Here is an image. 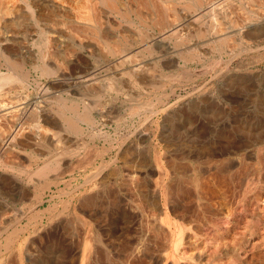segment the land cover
Listing matches in <instances>:
<instances>
[{"label": "rangeland", "instance_id": "rangeland-1", "mask_svg": "<svg viewBox=\"0 0 264 264\" xmlns=\"http://www.w3.org/2000/svg\"><path fill=\"white\" fill-rule=\"evenodd\" d=\"M176 1L178 2V0ZM204 1L206 2L209 0H201L202 6H204L203 4H205ZM217 1L219 2V0ZM243 1L229 0L226 4L220 5V9L215 11L214 14L211 13L214 16L209 14L210 12L205 13L202 9V12L205 13V15H203V13L199 11V8H197L199 14L194 15V11L189 13L190 16L185 19L186 21L184 20V22H186V25L183 28L184 31L182 29L178 32V34H176L177 32L171 33L168 30L167 25L163 27V29L167 31L166 32L165 30H162V28H158L157 24V27L154 24L148 25L147 31H144L145 24L140 20H133L132 18L126 20H121L118 18V20H120L118 21L120 22V24L116 23L114 25L107 23L108 25L106 24L105 29L109 33H114L113 35L115 36L117 35L119 39L116 37L114 38L116 40L115 41L112 38H109L107 39V41L109 42L108 43L104 38L101 37L99 33H95L93 35L95 37H93V41H95L94 43H96L97 49L100 48V50L98 49V51L107 53V55H110L108 58L112 59L111 57H113L114 60V58L116 57L115 54L117 53L116 50L119 49L118 47H120L122 45V41H124L126 42L125 46L130 50V54L135 53V55L132 54V57H130V59L132 58L131 62L130 59H128L118 67H116V65H113L112 68V64H109L108 68L107 65L103 66L105 67V71L101 70L102 68L99 67V64L102 61V58L99 54L96 53L94 56L91 55L87 57V64L82 61L77 62L78 67L81 68L80 71H77L76 68L77 72H71L68 67H66L67 65L59 57H57L59 60L58 63H60V69L62 72L64 71V75L62 76L60 74L56 77L53 75L46 77L44 75L39 76L38 72H33L31 74V79L25 81L20 80L19 78H16L14 80L9 79L7 81H0V85H2L3 90L7 89L8 87L10 89H18V91H20L21 93L23 92L22 95L26 97L24 98V100H21L23 101V103L20 104L24 106H22L21 109L15 111H19L18 114L21 116V118L25 117L24 119H21L18 114H15V112L9 115H3L0 112V116L2 118H0V134H3L0 135V224H2L0 225V229L5 228L4 230H0V249H2V251L0 250V264H14L13 262H15L16 264H138V262L139 264H264V175L262 176V173L264 171V0H247V2ZM179 2L181 3L182 1L179 0ZM188 2L190 3V7L192 4L193 6H196L197 3L196 0H188ZM237 2L239 3V5ZM254 2L258 3L255 4ZM230 3H232L233 6ZM251 3L253 5H251ZM240 5H242V8L244 6V8H238V6ZM223 6L224 9L226 7H230L229 9L232 10L233 8V10L236 11L234 14L238 13L237 15L241 17L239 18V21L238 16L234 15L233 11H230L229 9H225V11L223 9ZM248 6L255 7L252 9ZM258 6L260 9L258 11L261 12L257 11ZM190 7V10L194 9V7ZM245 7H248L249 9H246ZM256 7L257 9H255ZM221 9L223 12H221ZM227 10H229L230 13ZM241 10H243L242 13H247L241 15ZM253 10L255 11L253 12ZM217 12L218 15H216ZM225 12L228 13L226 14ZM222 13L225 17L224 20H227V18L231 20L230 18H232L235 20V22L238 21L239 24L237 22V25L235 24L234 26L232 22H229L231 24H229L228 28L230 26L231 27L227 29V26L225 24L229 20L224 21L223 16L220 15ZM254 13L257 14L255 15ZM231 14L233 17H231ZM247 15H249L248 18L250 17L249 19L252 23H248L247 27L246 25L242 26L244 20L243 18L247 17ZM255 16L258 18L256 19ZM210 18L213 19L210 20ZM214 20L218 24L221 23L220 25L226 26L225 28L223 26V29L226 30L225 35L229 36L228 39L225 36V39L230 41L231 43H228L224 38L222 39V41H206V38L208 37L207 35H210L207 34V32H211V27L213 26L211 24L214 22ZM190 23L193 24L194 28L192 25L190 26ZM122 24L123 26H121ZM203 26L207 27L206 29L208 31ZM138 27H141L143 30ZM200 27H202L201 30ZM135 28L137 30L139 29L138 31L136 30L137 33H135L138 34L140 38H143L144 36V41L139 37H136V40H130L127 36L128 38L126 39V34L131 32L134 33ZM116 29L118 32L116 31ZM159 29L162 31L161 34ZM238 29H240V32L243 30L242 33H244V35H242V33H238ZM62 31L68 32V30L65 28L62 29ZM148 31L149 33L147 34H150L151 36L146 34V32ZM192 31L194 35L196 33L197 37L191 36L193 34ZM163 33L165 34L163 35ZM231 33L234 36H232ZM237 33L239 35H236ZM245 33H248L247 35H250L251 37H247ZM140 34H143L142 37ZM169 35L171 37H169ZM242 36L244 37L242 38ZM150 37H152L154 40L152 38L150 39ZM181 37L182 39H180ZM253 37L255 39L258 37L259 38L255 40L253 39ZM261 37L262 40H260ZM60 38L58 39V41H60V45H58L59 43L57 44V48L58 50H60L59 52L63 54V56L65 55V58L67 55L71 57L72 52H70L69 50L77 51L76 48H74L73 46L71 47L66 43L68 41V38L66 36L61 35ZM165 38L166 40L168 38V41L164 42L163 40H165ZM244 38H246V40H243ZM247 38L249 40H247ZM102 39L104 41H102ZM175 39L176 42L174 43ZM202 39L203 41H201ZM139 40L141 41L137 42ZM224 40L228 43L230 48L228 47V45L223 44L225 43ZM250 40L252 44H250ZM172 41L173 43H171ZM187 41H189L190 43ZM111 42H114L113 45H111ZM141 42H145L143 43L145 45V49L143 48L144 45ZM205 42L209 43L207 44ZM106 43L108 44L107 46ZM130 43L131 45H129ZM137 43H140L139 46ZM213 43L218 50L215 48ZM169 44L170 46H172L170 47ZM198 44L200 46L206 47L204 49L207 50H204L203 47H198ZM109 45H111V48H108ZM140 45L143 47H141ZM146 45L150 47L148 48ZM131 46H133L132 49H130ZM178 46H181V48H179ZM225 46H227L228 48ZM49 47L51 46H47V48ZM62 47L64 48V50ZM138 47H141V49L139 48L137 50ZM197 47L198 49H200L199 51ZM220 47H222V49ZM106 48L109 50L108 52L106 51ZM146 48H148L147 51ZM110 49H113L115 52H112L113 50L111 51ZM47 50L49 53L54 51L53 46L51 47V49L49 48ZM178 53L180 54V56ZM111 54L113 55L111 56ZM188 54L192 55L188 56ZM210 55H213L214 57H211ZM174 56L175 58H173ZM194 56H197L198 58H195ZM96 57L98 58V61L97 59L95 60ZM188 57L189 59H191L189 60ZM157 59L158 61H155ZM181 61H184V64L181 63ZM164 63L166 64L165 67ZM80 64L82 65V67H84V69H82ZM134 66L135 68H133ZM87 69H95V71L101 70L100 73H96L97 76L92 79L94 80V83L92 84L93 81H90L91 87H89L90 83H87L88 81L86 82V80H83L85 77L80 78L81 81L80 79H76L77 75H80L82 73L85 74L87 72ZM128 69L130 70V72L128 71ZM103 71L105 73H103ZM116 72L120 73L117 74ZM132 72H136L138 73V75H135V73L132 74ZM108 73L109 75H106ZM167 73H170L171 75ZM112 74L114 75V77ZM66 75L69 78H67ZM71 75H73V77ZM129 76L130 78H128ZM95 79H97V82H102H100L96 86ZM136 79L138 81H136ZM35 80L38 82H36ZM106 80L110 81V83ZM119 80L121 81V84ZM104 82L107 83L104 84ZM137 82L138 84H136ZM13 83H16V85L12 86ZM118 83L120 84V86ZM84 84H86V86ZM132 84L134 86L136 84L137 87H133ZM6 85L7 87L5 88ZM111 85H114V87ZM109 87H113V89L111 88L110 90L108 89ZM2 89L1 91H3ZM66 89L68 90V92H65L67 91ZM97 89H102L106 94L104 92V94H101V91L99 92ZM107 90H109V93ZM88 91H90L91 93H87ZM86 95H89V97ZM103 95L107 96L104 97ZM63 96L65 97L64 101L62 100L64 99ZM28 98H30V100ZM55 98H60L58 99L59 103L57 100H55ZM66 99L71 101L70 103H73L70 104ZM54 101L57 102L55 103ZM152 101L154 105L152 104ZM84 102L85 104L87 102L91 105H94V107L93 105L92 107H90L91 109H87L88 115L93 120H91V123H88L85 120L82 121L81 116L84 111L82 110L84 109ZM96 103L97 107L100 110L95 107ZM147 103L148 105H146ZM33 104L37 105L34 106ZM32 105L38 108L36 112H34V108H32ZM134 105L137 106V109H135L136 106ZM46 106L48 107L46 108ZM61 106H63V108H61ZM41 108H45L46 110H48L46 111L44 109L45 111H42ZM61 109H66L65 111H63V114H65L64 117L62 116L63 114ZM39 111L44 112L43 115L42 112L41 114H39ZM51 111L54 114H57V112L54 111H58V113H60V116L62 117L56 114L54 115ZM94 112H96V114ZM23 113L26 114L24 115ZM45 113L50 115L49 118ZM77 114L80 116H77ZM41 115L46 121H44L43 118L41 119ZM55 117L56 120H54ZM10 118H14L13 120L16 119L17 121H13ZM65 118H67L68 121L74 118L73 121L75 123H73L75 127H71L70 125H68ZM106 118L109 119V122ZM35 119H37V123L36 121H34ZM11 121L13 122V124H11ZM23 123L27 125H24ZM32 124H34V127ZM61 124H63V126ZM41 125L43 127H41ZM79 126L81 127V130H77V128L80 129ZM14 127H16V129ZM21 128H23L22 131L20 130ZM64 128H67V130ZM14 129L17 132L20 130L21 134L13 132ZM31 129L34 130L31 132ZM55 129L60 130V134L62 136L53 135L52 131H56ZM4 131L6 132L3 133ZM41 131L43 132L41 133ZM11 133L13 134V136ZM5 134H8V136L4 138ZM30 134L32 136H30ZM57 134H59V132H57ZM44 135H46V137ZM2 138H4V140ZM60 138L62 139V141H60ZM67 138L70 139L68 140ZM49 139L50 141H48ZM43 140L45 145L43 143ZM51 140H57L56 142L58 143H53ZM72 140L77 141L78 144L76 142L71 143ZM38 141L39 143L41 141L40 146L42 145V148L39 146V144H36ZM48 142L49 145L47 144ZM61 142L62 144L67 142L68 147H66L67 143L65 144L64 148L62 147V145L61 147H58L60 146ZM50 144L51 147L48 148ZM70 144L73 146H70ZM52 145L55 148H52ZM74 145L76 148L74 147ZM65 147L68 148L67 151ZM224 147L227 149H224ZM123 149L124 152L122 151ZM221 149L224 154L222 153ZM58 150H60L59 155ZM55 151L57 152V154L55 153ZM118 152L119 154H117ZM34 153L36 157H33ZM61 153L63 154L61 155ZM201 153H204V155H202ZM225 153L234 158L235 163L232 167L233 169L230 168L227 172H225L227 173L225 174L227 175V177L224 179L221 177L222 174H220L219 170L217 169V165L222 159L227 157ZM233 153L235 154L232 155ZM199 154H201V156ZM56 155H58L57 159ZM229 156L227 158H229ZM221 157L223 158L220 159ZM16 159H18L19 162L18 160L16 161ZM88 159L89 161L87 162ZM109 159L112 161H110ZM203 159L206 160L204 161ZM49 160L51 161L49 162ZM212 160L214 162H212ZM10 161L12 162L10 163ZM104 162L111 165H108V167L105 169H101L105 164ZM60 163L63 167L60 165ZM68 163L69 165H67ZM42 165H46L43 171ZM94 165L97 169H95ZM37 167L39 168L37 169ZM202 167H204L203 170ZM46 168L49 171H47ZM61 168H63V171ZM236 168L241 170L242 172L238 171ZM56 169L59 172H56ZM92 170L93 172L96 170L94 173V177L99 178V181H97V178L95 179L93 176H90ZM109 170L112 172V174ZM36 171H39V173H37ZM106 171H108L110 175ZM250 171L252 174L250 173ZM259 171H261V173H259ZM228 172L231 178L228 175ZM233 172L235 173L232 174ZM52 173H55L56 175H52ZM39 174H41L42 177H39ZM88 174L92 178V180L94 178L93 181L90 180L91 178L89 176H87ZM98 175H100V177ZM103 175L105 177H103ZM240 175H242L243 177L241 176V178ZM173 177H175V179L177 178L178 180H175ZM46 178L48 180H46ZM194 178H196V180ZM37 179H41L42 181H37ZM83 179L84 181H82ZM51 180H53V182ZM46 181L47 183H45ZM87 181L89 182V184H87ZM64 183L66 185H62ZM245 185H250V189ZM70 186L72 188L74 187V191ZM58 187H63V189H60ZM89 187H94V189H89ZM172 188H174V190ZM254 189L257 190L255 191ZM90 190L92 191L90 192ZM181 190H185L186 194H184V191L182 192ZM247 190L249 192H247ZM81 191L83 193H81ZM199 192L201 195L199 194ZM187 193H190L191 196L189 194L188 196ZM244 193L245 195H241ZM194 194L196 197L199 195L200 198H195ZM165 197L169 199H167L166 201ZM230 199L231 201H229ZM238 199L240 201H238ZM82 200L88 203L85 204V202H83ZM156 201L159 207L160 216H168L172 221L179 220L178 222L180 223H185V221H188L184 225L183 223L181 224L185 230L186 228L187 230L189 229L188 233H190L189 236H185V238H182V242L177 245V249L175 251L177 252V254L175 258H179L178 260L174 259V256L169 253L171 247L169 246V232L165 227L166 224H164L159 218H154V221H152V216L149 215L155 205L153 204V202L155 203ZM206 201H210L211 203L208 204V202ZM30 202L31 204H29ZM63 202L66 205H64ZM206 203L212 207H214V204L215 208H217L218 206V213H209L210 211L205 206ZM221 204H223L225 207ZM170 205L173 206L174 210L171 209ZM63 206L65 207L63 208ZM43 207H45V209H41ZM87 207L89 208V210ZM161 208L164 211L166 210V212H163ZM180 208L188 213H186V216L184 218L179 217L178 213L181 211ZM36 211L37 214H34L36 213ZM49 211L54 215H51ZM224 211L230 214L228 218L226 217L227 219L223 218V216H225ZM44 213H46V217ZM48 213L49 217H52L53 219L48 217ZM251 214H253L254 216H251ZM172 215L174 218L172 217ZM83 216H85V219ZM175 216L177 219L175 218ZM47 217L49 218V220ZM86 218H89V220L91 221L86 220ZM180 218L182 219V221L180 220ZM148 220H150V222H148ZM34 221L37 223L35 224ZM196 221L199 223L197 224ZM30 223H33L34 225L32 224V226ZM20 227L21 229H19ZM22 227H24L25 229L28 227V230H25L24 228L22 229ZM232 228H234V230H232ZM6 229H8L6 234H13L12 236L9 235L11 236L9 237V239L11 238V245L8 250L4 249L2 246L5 240V237L3 238V236H8L4 232ZM16 229H18L19 231ZM38 233L40 234L38 235ZM240 233L242 235H240ZM221 234H223L225 240L223 239ZM16 235H18L19 237ZM224 241H226L227 244L224 243ZM161 244L165 246V249H168L169 247L170 248L167 251L165 250L159 252L157 248H159V245ZM228 244L230 247L228 246ZM12 246L13 249H11ZM142 246L144 248L146 247L147 250L149 249V252L147 251V253H145L148 255L140 252ZM226 246L228 247L226 248ZM235 246H237V250ZM230 249H233V251ZM2 252H4V254ZM166 253L168 254L167 256ZM27 254L29 255L27 256ZM162 255L164 256L162 257ZM170 255H172L173 258ZM8 257H11V260L9 259L10 263L6 260ZM12 257H15L14 260ZM195 258L196 261L194 262ZM219 258L221 259L220 261L222 263L218 262ZM148 261L149 263H147ZM208 261L213 262L210 263Z\"/></svg>", "mask_w": 264, "mask_h": 264}, {"label": "bare ground", "instance_id": "bare-ground-1", "mask_svg": "<svg viewBox=\"0 0 264 264\" xmlns=\"http://www.w3.org/2000/svg\"><path fill=\"white\" fill-rule=\"evenodd\" d=\"M182 2L181 3H183V4H181L180 2H179V0H178V2L176 1V0H0V81H7V80H9V79H16V78H19L20 80H23V81H25V80H28V79H31V74L33 73V72H38L39 73V76H51V75H53V76H59L60 74H61V76L62 75H64V71L62 72L61 71V69H60V63H58V58L57 57H59L67 66L66 67H68V69L71 71V72H77V71H80V67H78V65H77V62L79 61V62H85L86 64L88 63V61H87V57H89V56H91V55H95L96 53L97 54H99L100 55V57L102 58V61L100 62V64H99V67H101L102 69L101 70H104L105 71V67H103V66H105V65H107V68H108V65L109 64H112V68H113V65H116V67H118V66H121L124 62H126L128 59H130V57H132L131 55L133 54H130V50L125 46L126 45V42H124V41H122V45L120 46V47H118L119 49H117L116 50V54H115V58H114V60H113V57H111L112 59H109L108 57L110 56V55H107V53H105V52H102V51H98V49L100 50V48H98L97 49V46H96V43H94L95 41H93V39L95 38L93 35L95 34V33H99L100 35H101V37L102 38H104L105 39V41L106 42H108L107 41V39H109V38H112L113 40H115L114 38H116L117 37V35L115 36V35H113V34H111V33H109L106 29H105V26H106V24L107 23H109V24H116V23H119L120 24V22H118V21H120V20H118V18L119 19H130V18H132L133 20L134 19H137V20H140L142 23H144L145 25H144V27H145V29H144V31L146 30L147 31V27H148V25H151V24H154V25H158V28H162V30H165V29H163V27L165 26V25H167L168 27V30L171 32V33H174V32H177L176 34H178V32L179 31H181L184 27H185V25H186V22H184V20L185 19H187L190 15H189V13H191L192 11H194L193 12V14L194 15H197V14H199V12L197 11V8H199V11H201V13H203V15H205V13L207 12H210L209 14H211V13H213L214 14V12L215 11H217V10H219L220 9V5H224V4H226L229 0H219V2L217 1V0H209V1H204L205 2V4H203L204 6H202L201 5V0H196V6L194 7L193 6V4L191 5V7L193 6L194 7V9H192V10H190L189 9V7H190V3L188 2V0H181ZM189 1H191V0H189ZM203 1V0H202ZM243 1V0H242ZM245 2H247V0H244ZM243 1V2H244ZM253 1H255V0H253ZM259 1V0H258ZM261 1V0H260ZM194 2V1H193ZM192 2V3H193ZM203 2V3H204ZM242 2V3H243ZM248 2H250V1H248ZM263 2V1H262ZM233 3V2H232ZM232 3H230V4H232ZM238 3V2H237ZM255 3V2H254ZM256 3H258V2H256ZM255 3V4H256ZM195 4V3H194ZM244 4V3H243ZM261 4V3H260ZM237 5V4H236ZM238 5H239V3H238ZM251 5H253L252 3H251ZM259 5V4H258ZM232 6H233V4H232ZM260 6V5H259ZM259 6H258V9H257V7L255 8V9H257V11L258 10H260L259 9ZM190 7V8H191ZM192 7V8H193ZM234 7H236V6H234ZM239 7H241L242 8V5H240V6H238V8ZM249 7V6H248ZM247 7V8H248ZM255 7V6H254ZM254 7H249V8H254ZM261 7V6H260ZM230 8V7H229ZM229 8H225V9H229ZM243 8H244V6H243ZM242 8V9H243ZM246 8V7H245ZM246 8V9H247ZM248 8V9H249ZM264 8V7H263ZM202 9L204 10V12H202ZM223 9H224V6H223ZM224 9V10H225ZM245 9V10H246ZM230 10V9H229ZM229 10H227V11H229ZM240 10V9H239ZM244 10V11H245ZM264 10V9H263ZM190 11V12H189ZM226 11V10H225ZM230 11H233V14L236 12L235 10H233V8H232V10H230ZM230 11H229V13H230ZM242 11L243 10H241L240 12L242 13ZM249 11V10H248ZM251 11V10H250ZM255 10H253V12H254ZM220 12V11H219ZM221 12H223L222 11V9H221ZM252 12V13H253ZM258 12H261V11H258ZM226 13V12H225ZM228 13V12H227ZM226 13V14H227ZM232 13V12H231ZM247 13V12H246ZM246 13H242L241 15H244V14H246ZM250 13V12H249ZM238 14V13H237ZM237 14H234V15H236V16H238ZM251 14V13H250ZM255 15L257 14V13H254ZM253 14V15H254ZM264 14V13H263ZM207 15V14H206ZM212 15V14H211ZM216 15H218V12H217V14ZM221 16H223V13L222 14H220ZM219 15V16H220ZM212 16H214V15H212ZM220 16V17H221ZM248 16L249 15H247V17H245V18H243L244 20H243V24L242 23H240V24H242V26L243 25H246V27H247V24L248 23H252V22H250V17L248 18ZM259 16V15H258ZM201 17V16H200ZM210 17V16H209ZM231 17H233L232 16V14H231ZM243 17V16H242ZM256 17V16H255ZM260 17V16H259ZM193 18V17H192ZM191 18V19H192ZM196 18V17H195ZM199 18V17H198ZM202 18V17H201ZM222 18V17H221ZM221 18H220V20H221ZM224 16H223V20H224ZM230 18V17H229ZM239 18H241L240 16H238V21H239ZM258 17H256V19H257ZM131 19V20H132ZM205 19V18H204ZM203 19V20H204ZM207 19H209V18H207ZM206 19V20H207ZM213 19V18H212ZM211 18H210V20H212ZM215 19V18H214ZM219 19V18H218ZM231 20H229L228 18H227V20H229L225 25L227 26V29H229L228 28V26H229V24H231V23H229V22H232L233 24H234V26H235V24L237 25V22L238 21H236L235 22V20L234 19H232V18H230ZM236 19V18H235ZM197 20V19H196ZM200 20V19H199ZM198 20V21H199ZM216 20H217V18H216ZM227 20H224V21H227ZM186 21V20H185ZM191 21V20H190ZM124 22V21H123ZM126 22H128V21H126ZM132 22V21H131ZM137 22V21H136ZM211 22V21H210ZM209 22V23H210ZM215 22V23H214ZM214 22L211 24V25H213L211 28V32L209 33V32H207V34H210V35H207L208 37L206 38V41H218V40H221L222 41V39L224 38L225 39V34H226V30L225 29H223V26H224V28L226 27L225 25H220V24H218L217 22H218V20H217V22L214 20ZM222 22V21H221ZM235 22V23H234ZM254 22V21H253ZM260 22V21H259ZM98 23H99V25H98ZM193 23H194V21H193ZM202 24V23H201ZM238 24H239V22H238ZM255 24V23H254ZM256 24H257V22H256ZM108 25V24H107ZM157 25H156V27H157ZM188 25V24H187ZM193 26V24H191L190 23V26ZM203 25V24H202ZM260 25V24H259ZM258 25V26H259ZM121 26H123V24L121 25ZM130 26V25H129ZM139 26V25H138ZM205 26H207V25H205ZM205 26H203V27H205ZM208 26H209V24H208ZM241 26V27H242ZM249 26V25H248ZM252 26H253V24H252ZM115 27V26H114ZM187 27V26H186ZM199 27V26H198ZM240 27V28H241ZM67 29L68 30V32H63L62 31V29ZM120 28V27H119ZM122 28V27H121ZM137 28V27H136ZM134 29L135 31H134V33H128V34H126V39L129 37V39L131 40H136V37L138 38L139 37V35L138 34H136L137 32H136V30L137 29ZM138 28H141V27H138ZM142 28H143V26H142ZM141 28V29H142ZM150 28V27H149ZM153 28V27H152ZM158 28H156V29H158ZM193 28H194V26H193ZM201 28L202 27H200V30H201ZM207 27H205V29H206ZM234 28V27H233ZM238 28V27H237ZM245 28V27H244ZM110 29V28H109ZM151 29V28H150ZM149 29V30H150ZM159 29V30H160ZM187 29H189V28H187ZM195 29H196V25H195ZM122 30V29H121ZM139 30V29H138ZM137 30V31H138ZM143 30V29H142ZM207 30V29H206ZM116 31H117V29H116ZM151 31V30H150ZM154 31V30H153ZM166 31V30H165ZM183 31H184V29H183ZM182 31V32H183ZM191 31V30H190ZM195 31V30H194ZM208 31V30H207ZM238 33H242V31L240 32V29H238ZM248 31V30H247ZM254 31V30H253ZM252 31V32H253ZM118 32V31H117ZM120 32V31H119ZM123 32V31H122ZM136 32V33H135ZM141 32V31H140ZM152 32V31H151ZM159 32V31H158ZM161 30H160V34H161ZM167 32V31H166ZM185 32H187V31H185ZM237 32V31H236ZM263 32V31H262ZM116 33V32H115ZM143 33V32H142ZM147 33H149V31L148 32H146V34ZM157 33V32H156ZM192 33H193V31H192ZM198 33V32H197ZM236 34V35H239V34ZM264 33V32H263ZM262 33V34H263ZM144 34V33H143ZM143 34H140L141 35V37H142V35ZM146 34H145V36H146ZM165 33H163V35H164ZM169 34V33H168ZM188 34V33H187ZM202 34V33H201ZM248 33H245V35L247 36V37H249L248 35H247ZM61 35H64V36H66L67 38H68V41L66 42L69 46H73L74 48H76V50L77 51H71V50H69L70 52H72L71 53V57H69L68 55L66 56V58H65V55L63 56V54H61L59 51L60 50H58V48H57V44L60 42V41H58V39L60 38V36ZM119 35V34H118ZM124 35V34H123ZM147 35H149V36H151L150 34H147ZM163 35H161V36H163ZM189 35V34H188ZM200 35V34H199ZM231 35H232V33H231ZM242 35H244V33H242ZM260 35V34H259ZM128 36V37H127ZM155 36V35H154ZM153 36V37H154ZM168 36V35H167ZM178 36V35H177ZM184 36V35H183ZM190 36V35H189ZM189 36H188V38H189ZM191 36H196V33H195V35H194V33L191 35ZM228 36L229 35H227L226 37H227V39H228ZM232 36H234V35H232ZM264 36V35H263ZM63 37V36H62ZM94 37V38H93ZM148 37V36H147ZM159 37V36H158ZM164 37H166V36H164ZM169 37H171L170 35H169ZM197 37V36H196ZM201 37H202V35H201ZM231 37V36H230ZM241 37V36H240ZM244 36H242V38H243ZM251 37V36H250ZM65 38V37H64ZM75 38V39H74ZM118 38V37H117ZM140 38V37H139ZM143 38H144V36H143ZM143 38H140V39H142L143 41H144V39ZM152 37H150V39H151ZM155 38V37H154ZM172 38H173V36H172ZM175 38V37H174ZM184 38H186V37H184ZM183 38V39H184ZM259 38V37H258ZM258 38H256V39H258ZM61 39V38H60ZM119 39V38H118ZM117 39V40H118ZM125 39V40H126ZM128 39V40H129ZM150 39H149V41H150ZM153 39V38H152ZM157 39H159V38H157ZM161 39V38H160ZM179 39V38H178ZM180 39H182V37L180 38ZM179 39V40H180ZM194 39V38H193ZM192 39V40H193ZM229 39H231V38H229ZM240 39V38H239ZM253 39H255L254 37H253ZM255 39V40H256ZM263 39H264V37H263ZM67 40V39H66ZM129 40V41H130ZM138 40V39H137ZM154 40V39H153ZM191 40V39H190ZM226 40V39H225ZM224 40V41H225ZM243 40H246V38H244ZM247 40H249L248 38H247ZM260 40H262V37H261V39ZM30 41H31V43H30ZM58 41V42H57ZM102 41H104L103 39H102ZM116 41V40H115ZM119 41V40H118ZM141 40H139V41H137V42H140ZM146 41H148V40H146ZM161 41V40H160ZM164 42H166V41H168V38H167V40H166V38H165V40H163ZM162 41V42H163ZM181 41V40H180ZM201 41H203V39L201 40ZM223 41V42H224ZM228 43L230 42V41H228V40H226ZM225 41V43H223L224 45L226 44V45H228V43ZM241 41V40H240ZM62 42V41H61ZM131 42V41H130ZM157 42V41H156ZM156 42H153V43H156ZM176 42V39L174 40V43ZM187 42H189V41H187ZM192 42V41H191ZM104 43V42H103ZM109 43V42H108ZM112 43V42H111ZM114 43V42H113ZM113 43L111 44V45H113ZM142 43V42H141ZM143 43H145V42H143ZM142 43V44H143ZM151 43H152V40H151ZM171 43H173V41L171 42ZM190 43V42H189ZM194 43V42H193ZM205 43H207V42H205ZM209 43V42H208ZM207 43V44H208ZM231 43V42H230ZM247 43H249V42H247ZM66 44V45H67ZM105 44V43H104ZM117 44V43H116ZM115 44V45H116ZM119 44H120V42H119ZM138 44V43H137ZM140 44V43H139ZM139 44H138V46H139ZM161 44V43H160ZM163 44V43H162ZM250 44H252V42H251V40H250ZM254 44V43H253ZM58 45H60V43L58 44ZM64 45V44H63ZM65 45V46H66ZM67 45V46H68ZM108 44L106 43V46H107ZM111 45H109V47L108 48H111L110 46ZM129 45H131V43L129 44ZM134 45V44H133ZM144 45V44H143ZM149 45H153V44H149ZM180 45V44H179ZM182 45V44H181ZM199 45V44H198ZM197 45V46H198ZM210 45H212V44H210ZM213 45H214V43H213ZM47 46H53V50L55 49V47H56V49L54 50V51H52V52H48V50L47 49H51V47H49V48H47ZM55 46V47H54ZM104 46V45H103ZM119 46V45H118ZM141 46V45H140ZM147 46V45H146ZM169 46H170V44H169ZM172 46V45H171ZM170 46V47H171ZM177 46V45H176ZM194 46V45H193ZM205 46V45H204ZM215 46V45H214ZM222 46V45H221ZM59 47V46H58ZM132 47L133 46H131L130 47V49H132ZM141 47H143V46H141ZM141 47H138L137 48V50L140 48L141 49ZM148 47V46H147ZM150 47V46H149ZM148 47V48H149ZM153 47V46H152ZM179 47V46H178ZM189 47V46H188ZM198 47H203V46H198ZM198 47H197V49H198ZM225 47H227V46H225ZM228 47L230 48V46L228 45ZM227 47V48H228ZM63 48V47H62ZM66 48V47H65ZM144 49H145V45H144V47H143ZM148 48H146V51H147V49ZM179 48H181V46L179 47ZM204 48H206V47H203V49ZM215 48H216V46H215ZM221 49H222V47H220ZM67 49V48H66ZM65 49V50H66ZM71 49V48H70ZM73 49V48H72ZM188 49V48H187ZM193 49V48H192ZM202 49V48H201ZM202 49V50H203ZM213 49V48H212ZM217 49V48H216ZM225 49V48H224ZM63 50H64V48H63ZM111 50V49H110ZM113 50V49H112ZM111 50V51H112ZM136 50V51H137ZM189 50H190V48H189ZM196 50V49H195ZM200 49H198V51H199ZM204 50H207V49H204ZM218 50V49H217ZM230 50V49H229ZM50 51V50H49ZM105 51V50H104ZM106 51L108 52L109 50L106 48ZM140 51V50H139ZM169 51V50H168ZM177 51V50H176ZM197 51V50H196ZM212 51V50H211ZM63 52H65V51H63ZM67 52V51H66ZM112 52H115L114 50L112 51ZM185 52V51H184ZM186 52H187V50H186ZM222 52V51H221ZM110 53V52H109ZM190 53H191V51H190ZM200 53V52H199ZM213 53V52H212ZM174 54V53H173ZM179 54V53H178ZM194 54H195V51H194ZM193 54V55H194ZM203 54V53H202ZM218 54V53H217ZM113 54H111V56H112ZM133 55H135V53L133 54ZM168 55H170V54H168ZM192 55V54H191ZM190 54H188V56H191ZM197 55V54H196ZM221 55V54H220ZM92 56V57H93ZM173 56V55H172ZM178 56V55H177ZM179 56H180V54H179ZM203 56V55H202ZM211 56V55H210ZM213 56V55H212ZM211 56V57H212ZM134 57V56H133ZM137 57V56H136ZM136 57H135V59H136ZM169 57V56H168ZM184 57V56H183ZM195 58L197 57V56H194ZM207 57V56H206ZM214 57V56H213ZM173 58H175V56L173 57ZM178 58V57H177ZM198 58V57H197ZM200 58H201V56H200ZM220 58V57H219ZM90 59V58H89ZM88 59V60H89ZM97 59V61H98V58L96 57L95 58V60ZM132 59V58H131ZM131 59H130V62H131ZM134 59V60H135ZM185 59V58H184ZM188 59H189V57H188ZM191 59V58H190ZM189 59V60H190ZM205 59H207V58H205ZM212 59V58H211ZM194 60V59H193ZM198 60H200V59H198ZM209 60V59H208ZM155 61H158V59L157 60H155ZM159 61H161V60H159ZM178 61V60H177ZM196 61V60H195ZM129 62V61H128ZM127 62V63H128ZM184 62V61H183ZM182 61H181V63H183ZM202 62V61H201ZM155 63V62H154ZM174 63V62H173ZM180 63V64H181ZM204 63V62H203ZM62 64V63H61ZM126 64V63H125ZM156 64V63H155ZM184 64V63H183ZM81 65V64H80ZM79 65V66H80ZM130 65V64H129ZM157 65V64H156ZM165 63H164V67H165ZM175 65H176V63H175ZM94 66V65H93ZM146 66V65H145ZM181 66V65H180ZM81 67H82V65H81ZM89 67V66H88ZM115 67V68H116ZM123 67V66H122ZM132 67V66H131ZM136 67H138V66H136ZM76 68H77V71H76ZM94 68V67H93ZM107 68H106V72H107ZM133 68H135V66L133 67ZM82 69H84V67H82ZM86 69V68H85ZM4 70V71H3ZM63 70V69H62ZM101 70H99V71H95V69H87V72L85 73V74H80V75H77L76 76V79L78 80V79H80V78H83V77H85L83 80H86V82L87 83H90L89 85V87H91V82L90 81H93L92 82V84L94 83V80H92L95 76H97L96 75V73H100V71ZM103 71V73H105ZM111 71V70H110ZM128 71L130 72V70L128 69ZM127 71V72H128ZM133 71H135V70H133ZM140 71V70H139ZM120 72H122V71H120ZM120 72H118V73H120ZM138 72V71H137ZM117 73V72H116ZM117 73V74H118ZM133 73H135V75L137 74L138 75V73H136V72H132V74ZM36 74V73H35ZM114 74V73H113ZM112 74V75H113ZM131 74V75H132ZM167 74H170V73H167ZM38 75V74H37ZM103 75V74H102ZM106 75H109V73L108 74H106ZM163 75V74H162ZM171 75V74H170ZM72 77H73V75H71ZM70 76V77H71ZM100 76H101V74H100ZM126 76H127V73H126ZM134 76V75H133ZM177 76V75H176ZM66 77H67V75H66ZM113 77H114V75H113ZM117 77V76H116ZM120 77H121V75H120ZM122 77H123V75H122ZM135 77V76H134ZM141 77H142V75H141ZM38 78V77H37ZM59 78V77H58ZM58 78H56V79H58ZM63 78V77H62ZM61 78V79H62ZM67 78H69V77H67ZM105 78V77H104ZM110 78H111V75H110ZM128 78H130V76L128 77ZM133 78V77H132ZM33 79V78H32ZM55 79V78H54ZM70 79H72V78H70ZM103 79V78H102ZM106 79V78H105ZM117 79V78H116ZM45 80H46V78H45ZM76 80V81H77ZM97 79H95V84H96V86H97V84H99L100 82H102V81H100V82H97L96 81ZM99 80V79H98ZM130 80V79H129ZM36 81V80H35ZM50 81V80H49ZM62 81H65V80H62ZM71 81V80H70ZM80 81H81V79H80ZM107 82H109L110 83V81H108V80H106ZM112 81V80H111ZM120 81V80H119ZM136 81H138L137 79H136ZM36 82H38V81H36ZM47 82V81H46ZM55 82V81H54ZM106 82V83H107ZM143 82V81H142ZM18 83V82H17ZM28 83V82H27ZM61 83V82H60ZM68 83V82H67ZM76 83V82H75ZM78 83V82H77ZM105 82H104V84H106ZM131 83V82H130ZM134 83V82H133ZM139 83H140V81H139ZM19 84V83H18ZM50 84V83H49ZM113 84V83H112ZM119 84V83H118ZM117 84V85H118ZM120 84H121V81H120ZM120 84H119V86H120ZM136 84H138V82L136 83ZM136 84H135V86H136ZM11 85V84H10ZM13 85H16V83L14 84H12V86ZM22 85H23V83H22ZM48 85V84H47ZM63 85V84H62ZM79 85H80V83H79ZM85 86H86V84H84ZM101 85V84H100ZM128 85H130V84H128ZM133 85V84H132ZM9 86V85H8ZM34 86V85H33ZM95 86V85H94ZM99 86V85H98ZM106 86V85H105ZM105 86H103V87H105ZM110 86V85H109ZM111 86H113L114 87V85H111ZM122 86V85H121ZM134 85H133V87H135ZM7 87V85L5 86V88ZM11 87V86H10ZM15 87V86H14ZM16 87H19V86H16ZM22 87V86H21ZM60 87V86H59ZM107 87V86H106ZM113 87H111L112 89H113ZM137 87V86H136ZM135 87V88H136ZM4 88V87H3ZM4 88V89H5ZM9 88V87H8ZM7 88V89H8ZM40 88V87H39ZM65 88V87H64ZM72 88V87H71ZM70 88V89H71ZM95 88H97V87H95ZM111 88L109 87L108 89H110L111 90ZM162 88V87H161ZM1 89H2V85H0V112H1V114H3V115H9V114H13L15 111H17V110H19V109H21V107L22 106H24V105H20L21 103H23V101H21V100H24V98H26L25 96H23L22 95V93L20 92V91H18V89H5V90H3V91H1ZM21 89V88H20ZM24 89V88H23ZM38 89V88H37ZM36 89V90H37ZM45 89V88H44ZM56 89V88H55ZM58 89V88H57ZM76 89V88H75ZM78 89V88H77ZM91 89V88H90ZM93 89V88H92ZM99 89V88H98ZM97 89V90H98ZM115 89V88H114ZM123 89V88H122ZM126 89V88H125ZM163 89V88H162ZM63 90V89H62ZM67 90V89H66ZM73 90V89H72ZM127 90V89H126ZM27 91V90H26ZM39 91V90H38ZM37 91V92H38ZM71 91V90H70ZM74 91V90H73ZM78 91V90H77ZM87 91V90H86ZM85 91V92H86ZM99 92L101 91V94L104 92L102 89L101 90H98ZM106 91V90H105ZM108 91V93H109V90H107ZM119 91V90H118ZM47 92V91H46ZM55 92V91H54ZM57 92V91H56ZM65 92H68V90L67 91H65ZM76 92V91H75ZM83 92V91H82ZM90 91H88L87 93H89ZM96 92V91H95ZM130 92V91H129ZM166 92V91H165ZM40 93V92H39ZM59 93V92H58ZM71 93V92H70ZM77 93V92H76ZM91 93V92H90ZM105 93V92H104ZM103 93V94H104ZM126 93V92H125ZM164 93V92H163ZM162 93V94H163ZM27 94V93H26ZM106 94V93H105ZM128 94V93H127ZM28 95V94H27ZM54 95V94H53ZM61 95V94H60ZM59 95V96H60ZM108 95V94H107ZM107 95H105V96H107ZM125 95V94H124ZM72 96V95H71ZM80 96V95H79ZM86 96H88L89 97V95H86ZM104 96V95H103ZM104 96V97H105ZM168 96V95H167ZM37 97V96H36ZM55 97V96H54ZM95 97V96H94ZM132 97V96H131ZM35 98V97H34ZM44 98V97H43ZM60 98H62V97H60ZM60 98H58V99H60ZM63 98L64 99H62L63 101L65 100V97L63 96ZM78 98V97H77ZM83 98V97H82ZM134 98V97H133ZM29 100H30V98H28ZM27 99V100H28ZM41 99V98H40ZM51 99V98H50ZM58 99H56L55 98V100H57L58 101ZM37 100V99H36ZM36 100H35V103H36ZM67 101H69L68 99H66ZM41 101H43V100H41ZM40 101V102H41ZM48 101H50V100H48ZM56 101V102H57ZM55 102V101H54ZM55 102V103H56ZM71 101H69V103H70ZM27 103V102H26ZM39 103V102H38ZM58 103H59V101H58ZM73 103V102H72ZM72 103H70V104H72ZM79 103V102H78ZM30 104H32V103H30ZM29 104V105H30ZM42 104V103H41ZM62 104V103H61ZM152 104L154 105V103H153V101H152ZM27 105V104H26ZM34 105V104H33ZM32 105V108H34V112H36L37 110H38V108L37 107H34L35 105H37V104H35L34 106ZM39 105V104H38ZM43 105V104H42ZM46 105H48V104H46ZM93 105V104H92ZM92 105L91 104H89V103H87L86 102V104H85V102H84V106H83V108L84 109H82V110H84L83 111V113H82V121H87L88 123H91V120H92V118H90V116L88 115V108H90V107H92ZM96 106L95 107H97V103L95 104ZM146 105H148V103L146 104ZM145 105V106H146ZM28 106V105H27ZM50 106H51V104H50ZM68 106H69V104H68ZM75 106V105H74ZM134 106H136V105H134ZM133 106V107H134ZM29 107V106H28ZM48 106H46V108H47ZM76 107V106H75ZM93 107H94V105H93ZM130 107H132V106H130ZM129 107V108H130ZM158 107V106H157ZM31 108V107H30ZM29 108V109H30ZM31 108V109H32ZM61 108H63V106H61ZM98 108V107H97ZM135 108V107H134ZM153 108V107H152ZM45 109V108H44ZM43 108H41V110L43 111L44 110ZM56 109V108H55ZM67 109H70V108H67ZM72 109V108H71ZM76 109V108H75ZM91 109V108H90ZM93 109V108H92ZM99 109V108H98ZM102 109V108H101ZM131 109V108H130ZM129 109V110H130ZM135 109H137V106H136V108ZM40 110V109H39ZM46 110V109H45ZM44 110V111H45ZM48 110V109H47ZM46 110V111H47ZM62 110V109H61ZM66 110V109H65ZM65 110H62V114L64 113L63 111H65ZM80 110V109H79ZM81 110V111H82ZM97 110V109H96ZM100 110V109H99ZM133 110V109H132ZM131 110V111H132ZM152 110V109H151ZM21 111V110H20ZM42 111H39V114H41V112ZM53 111V110H52ZM51 111V112H52ZM68 111V110H67ZM71 111V110H70ZM76 111V110H75ZM94 111V110H93ZM130 111V112H131ZM135 111V110H134ZM137 111V110H136ZM154 111V110H153ZM26 112V111H25ZM29 112V111H28ZM54 112H57V114L56 115H59L60 116V113H58V111H54ZM77 112H79V111H77ZM90 112V111H89ZM92 112V111H91ZM97 112V111H96ZM96 112H94L95 114H96ZM102 112V111H101ZM19 113V111L18 112H15V114H18ZM30 113V112H29ZM43 113L44 112H42V115H43ZM53 113V112H52ZM51 113V114H52ZM66 113V112H65ZM75 113V112H74ZM73 113V114H74ZM137 113V112H136ZM0 114V115H1ZM24 114V113H23ZM26 114V113H25ZM24 114V115H25ZM45 114H47V113H45ZM49 114H50V112H49ZM54 114V113H53ZM54 114V115H55ZM80 114V113H79ZM116 114V113H115ZM19 115V114H18ZM28 115V114H27ZM38 115V114H37ZM42 115H41V119L43 118L42 117ZM48 115V114H47ZM64 115L65 114H63L62 116L64 117ZM81 115V114H80ZM80 115H78L77 114V116H80ZM101 115H102V113H101ZM106 115V114H105ZM137 115V114H136ZM20 116V115H19ZM34 116V115H33ZM49 116L50 115H48L47 117L49 118ZM62 116H60V117H62ZM76 116V117H77ZM2 117H4V116H2ZM27 117V116H26ZM80 117V118H81ZM101 117V116H100ZM103 117H104V115H103ZM0 118H1V116H0ZM9 118V117H8ZM20 118H21V116H20ZM25 118V117H24ZM24 118H21V119H24ZM35 118V117H34ZM53 118V117H52ZM78 118V117H77ZM2 119V118H1ZM6 119V118H5ZM11 119V118H10ZM14 118H12L11 120H13ZM38 119V118H37ZM37 119H35L34 121H36ZM61 119H63V118H61ZM66 119V121H67V123H68V125H70L71 127H75L74 126V121H73V119L74 118H72V120H67V118H65ZM102 119V118H101ZM101 119H99V120H101ZM107 119V118H106ZM105 119V120H106ZM16 120V119H15ZM15 120H13V121H15ZM32 120V119H31ZM43 120L44 121H46L44 118H43ZM54 120H56V117H55V119ZM58 120H59V118H58ZM17 121V120H16ZM26 121H29V120H26ZM75 121H76V119H75ZM81 121V122H82ZM93 121V120H92ZM107 121L109 122V119H107ZM9 122V121H8ZM12 122V121H11ZM74 122V123H73ZM86 122V123H87ZM103 122H105V121H103ZM3 123V122H2ZM10 123V122H9ZM30 123V122H29ZM36 123H37V121H36ZM11 124H13V122L11 123ZM24 124V123H23ZM22 124V125H23ZM27 124H28V122H27ZM27 124H24V125H27ZM31 124V123H30ZM104 124V123H103ZM8 125V124H7ZM33 125V127H34V124H32ZM32 125H30V126H32ZM54 125V124H53ZM62 126H63V124H61ZM65 125H66V123H65ZM86 125V124H85ZM91 125V124H90ZM16 126V125H15ZM29 126V125H28ZM38 126H39V123H38ZM43 126H44V124H43ZM42 125H41V127H43ZM47 126V125H46ZM45 126V127H46ZM61 126V127H62ZM1 127V126H0ZM2 127H4V126H2ZM8 127V126H7ZM25 127V126H24ZM40 127V128H41ZM50 127V126H49ZM93 127V126H92ZM11 128V127H10ZM10 128H7V129H10ZM15 129H16V127H14ZM27 128V127H26ZM32 128V127H31ZM36 128V127H35ZM79 128L80 129H78L77 128V130H81V127L79 126ZM84 128V127H83ZM86 128V127H85ZM95 128V127H94ZM93 128V129H94ZM6 129V130H7ZM14 129V130H15ZM22 129L23 128H21L20 130L22 131ZM29 129H30V127H29ZM38 129V128H37ZM47 129V128H46ZM60 129V128H59ZM64 129H66L67 130V128H64ZM13 130V132H17L16 130L14 131ZM20 130L17 132V133H20ZM34 130V129H33ZM32 129H31V132L33 131ZM52 130V129H51ZM53 130H54V128H53ZM56 130V129H55ZM70 130V129H69ZM69 130H68V132H69ZM90 130V129H89ZM2 131V130H1ZM28 131V130H27ZM26 131V132H27ZM71 131V130H70ZM6 131H4L3 133H5ZM38 132V131H37ZM43 131H41V133H42ZM45 132H47V131H45ZM57 132H59V134H57ZM62 132V131H61ZM65 132V131H64ZM63 132V133H64ZM67 132V133H68ZM93 132V131H92ZM97 132V131H96ZM101 132V131H100ZM10 133V132H9ZM12 134V133H11ZM21 134V133H20ZM35 134H37V133H35ZM51 134V133H50ZM52 134L53 135H61L60 134V130H56V131H52ZM0 135H3V134H0ZM19 135V134H18ZM32 135H33V133H32ZM31 134H30V136H32ZM52 135V136H53ZM8 136V134L6 135L5 134V136H4V138L5 137H7ZM12 136H13V134H12ZM28 136V135H27ZM26 136V137H27ZM36 136V135H35ZM45 137H46V135H44ZM62 136V135H61ZM10 137V136H9ZM63 137H64V134H63ZM4 138H2L3 140H4ZM18 138V137H17ZM23 139V138H22ZM36 139V138H35ZM48 139V138H47ZM68 139V138H67ZM70 139V138H69ZM68 139V140H69ZM72 139V138H71ZM1 140V139H0ZM2 140V141H3ZM38 140V139H37ZM57 140H58V138H57ZM57 140H55V141H52L53 143L54 142H56ZM35 141V140H34ZM48 141H50V139L48 140ZM60 141H62V139L60 138ZM60 141H59V143H60ZM109 141V140H108ZM64 142H65V139H64ZM77 143V141H74V140H72V142L71 143ZM1 143V142H0ZM43 143H44V140H43ZM51 143V142H50ZM56 143H58V142H56ZM67 143V142H66ZM66 143H63L62 144V142H61V144H60V146H58V147H61V145H62V147L64 148V146H65V144ZM32 144V143H31ZM36 144H39V146H40V144H41V141H40V143H39V141L36 143ZM48 145H49V142L47 143ZM78 144V143H77ZM13 145V144H12ZM25 145V144H24ZM44 145H45V143H44ZM48 145H46V146H48ZM54 145H57V144H54ZM59 145V144H58ZM68 145V143L66 144V147H68L67 146ZM1 146H3V145H1ZM16 146V145H15ZM27 146V145H26ZM42 146V145H41ZM40 146V147H41ZM70 146H73V145H71L70 144ZM49 147H51V144H50V146H48V148ZM54 146L52 145V148H53ZM57 147V148H58ZM65 147V148H66ZM74 147H75V145H74ZM8 148V147H7ZM22 148H23V146H22ZM32 148V147H31ZM42 148V147H41ZM51 148V149H52ZM55 148V147H54ZM76 148V147H75ZM3 149V148H2ZM61 149V148H60ZM67 149L68 148H66V151H67ZM70 149V148H69ZM118 149V148H117ZM121 149V148H120ZM222 149H223V147H222ZM222 149H221V151H222ZM224 149H227V148H225L224 147ZM230 149V148H229ZM228 149V150H229ZM0 150H1V148H0ZM4 150V149H3ZM6 150V149H5ZM9 150H10V148H9ZM42 150V149H41ZM74 150V149H73ZM119 150V149H118ZM228 150H226V151H228ZM15 151V150H14ZM32 151H33V149H32ZM31 151V152H32ZM38 151H40V150H38ZM57 151V150H56ZM55 151V153L57 154V152ZM69 151V150H68ZM72 151V150H71ZM123 152H124V149L122 150ZM225 151V150H224ZM231 151V150H230ZM229 151V152H230ZM29 152V151H28ZM59 152H60V150H58V155H59ZM99 152V151H98ZM20 153V152H19ZM39 153V152H38ZM121 153V152H120ZM212 153V152H211ZM222 153L224 154V152L222 151ZM227 153V152H226ZM225 153V154H226ZM16 154V153H15ZM24 154V153H23ZM63 153H61V155H62ZM78 154V153H77ZM83 154V153H82ZM81 154V155H82ZM117 154H119V152L117 153ZM117 154H115V155H117ZM125 154V153H124ZM202 155H204V153H201ZM201 154H199L200 156H201ZM217 154V153H216ZM235 153H233L232 155H234ZM238 154V153H237ZM1 155H3V154H1ZM44 155V154H43ZM58 155H56V159H57V156ZM218 155H219V153H218ZM227 155V154H226ZM225 155V156H226ZM28 156V155H27ZM42 156V155H41ZM199 156V157H200ZM208 156H209V154H208ZM229 156V154L227 155V157ZM237 156H239V155H237ZM20 157V156H19ZM25 157V156H24ZM33 157H36L35 156V153H34V155H33ZM38 157V156H37ZM61 157V156H60ZM197 157V156H196ZM202 157H205V156H202ZM224 157V156H223ZM223 157H221L220 159H222ZM227 157H225L224 159H222L221 161H220V163H218V165H217V169L219 170V172H220V174H222L221 175V177L222 178H226L227 177V175H225V174H227V173H225V172H227L230 168H232L233 166H234V163H235V159L234 158H232V157H230L229 156V158H227ZM17 158V157H16ZM54 158V157H53ZM63 158V157H62ZM22 159V158H21ZM50 159V158H49ZM61 159V158H60ZM92 159V158H91ZM217 159V158H216ZM219 159V160H220ZM4 160V159H3ZM8 160V159H7ZM15 160V159H14ZM13 160V161H14ZM18 159H16V161H17ZM55 160V159H54ZM110 160V159H109ZM108 160V161H109ZM204 160V159H203ZM206 160V159H205ZM204 160V161H205ZM215 160V159H214ZM218 160V161H219ZM240 160V159H239ZM6 161V160H5ZM15 161V162H16ZM28 161V160H27ZM51 160H49V162H50ZM89 161V159L87 160V162ZM110 161H112V160H110ZM109 161V162H110ZM217 161V162H218ZM12 161H10V163H11ZM18 162H19V160H18ZM22 162V161H21ZM24 162V161H23ZM53 162V161H52ZM51 162V163H52ZM65 162V161H64ZM108 162V163H109ZM212 162H214L213 160H212ZM3 163V162H2ZM1 163V164H2ZM105 163V162H104ZM201 163V162H200ZM216 163V162H215ZM238 163V162H237ZM5 164V163H4ZM28 164V163H27ZM53 164V163H52ZM58 164V163H57ZM56 164V165H57ZM64 164V163H63ZM82 164V163H81ZM212 164V163H211ZM214 164V163H213ZM239 164V163H238ZM3 165V164H2ZM20 165V164H19ZM22 165V164H21ZM60 165H61V163H60ZM67 165H69V163L67 164ZM108 165H111V164H107V163H105L103 166H102V168L101 169H105V168H107L108 167ZM249 165V164H248ZM8 166H9V163H8ZM37 166V165H36ZM39 166V165H38ZM59 166V165H58ZM62 166V165H61ZM95 166V165H94ZM96 166H97V164H96ZM96 166H95V169H97L96 168ZM99 166V165H98ZM201 166V165H200ZM204 166V165H203ZM17 167V166H16ZM46 167V165H42V171H43V169ZM63 167V166H62ZM67 167H69V166H67ZM236 167V166H235ZM245 167V166H244ZM253 167V166H252ZM19 168V167H18ZM39 167H37V169H38ZM136 168V167H135ZM201 168V167H200ZM250 168V167H249ZM255 168V167H254ZM54 169H55V166H54ZM62 169V171H63V168H61ZM60 169V170H61ZM64 169H65V167H64ZM204 169V167H202V170ZM215 169H216V167H215ZM233 169V168H232ZM237 169V168H236ZM239 169H240V167H239ZM239 169H237L238 171H240V172H242L241 170H239ZM243 169H245V168H243ZM252 169V168H251ZM250 169V170H251ZM41 170V169H40ZM46 170L47 171H49L47 168H46ZM67 170H68V168H67ZM66 170V171H67ZM98 170H99V168H98ZM114 170V169H113ZM135 170V169H134ZM134 170H133V172H134ZM178 170H180V169H178ZM253 170V169H252ZM251 170V171H252ZM259 170H260V168H259ZM263 170V169H262ZM41 171V172H42ZM55 171V170H54ZM96 171V170H95ZM95 171L93 172V170H92V172H91V174H90V176H93L94 177V173H95ZM102 171V170H101ZM110 171V170H109ZM141 171V170H140ZM176 171V170H175ZM251 171H250V173H251ZM257 171V170H256ZM37 173H39V171H36ZM53 172V171H52ZM56 172H59V171H57V169H56ZM55 172V173H56ZM99 172V171H98ZM106 172H108V171H106ZM161 172V171H160ZM184 172V171H183ZM232 172V171H231ZM239 172V173H240ZM249 172V171H248ZM253 172V171H252ZM19 173V172H18ZM45 173V172H44ZM55 173H52V175H54ZM63 173V172H62ZM90 173V172H89ZM92 173H93V175H92ZM109 173V172H108ZM110 173L112 174V172L110 171ZM110 173H109V175H110ZM142 173V172H141ZM235 172H233L232 174H234ZM255 173V172H254ZM259 173H261V171H259ZM263 173H264V171H263ZM262 173V176L264 175ZM16 174V173H15ZM46 174V173H45ZM45 174H43V175H45ZM50 174V173H49ZM56 174H58V173H56ZM55 174V175H56ZM100 174V173H99ZM173 174H174V172H173ZM175 174H176V172H175ZM178 174V173H177ZM238 174V173H237ZM236 174V175H237ZM242 174V173H241ZM252 174V173H251ZM59 175V174H58ZM104 175H105V173H104ZM103 175V177H105ZM106 175H107V173H106ZM228 175H229V172H228ZM239 175V174H238ZM243 175V174H242ZM242 175H240V177L242 176ZM245 175V174H244ZM83 176V175H82ZM87 176H89V174L87 175ZM89 176V177H90ZM97 176V175H96ZM99 177H100V175H98ZM175 176V175H174ZM177 176V175H176ZM230 176V175H229ZM259 176V175H258ZM39 177H42L41 176V174H39ZM53 177V176H52ZM59 177H61V176H59ZM196 177V176H195ZM239 177V178H240ZM243 177V176H242ZM241 177V178H242ZM28 178V177H27ZM32 178V177H31ZM91 178V177H90ZM95 179L97 178V177H94ZM94 178H93V180H94ZM107 178V177H106ZM174 179H175V177H173ZM193 178V177H192ZM191 178V179H192ZM197 178V177H196ZM196 178H194L195 180H196ZM230 178H231V176H230ZM240 178V179H241ZM260 178V177H259ZM258 178V179H259ZM28 179H30V178H28ZM45 179V178H44ZM52 179V178H51ZM98 180L97 181H99V178H97ZM100 179H102V178H100ZM104 179V178H103ZM244 179H245V176H244ZM261 179V178H260ZM31 180V179H30ZM38 180H41V179H37V181ZM46 180H48L47 178H46ZM63 180V179H62ZM90 180H92V178L90 179ZM92 180V181H93ZM175 180H178L177 178L175 179ZM264 180V179H263ZM42 181V180H41ZM43 181H45V180H43ZM52 182H53V180H51ZM82 181H84V179L82 180ZM96 181V180H95ZM96 181V182H97ZM40 182V181H39ZM86 182V181H85ZM88 182V181H87ZM91 182V181H90ZM45 183H47V181L45 182ZM49 183V182H48ZM71 183V182H70ZM84 183V182H83ZM100 183H101V181H100ZM194 183V182H193ZM239 183V182H238ZM79 184V183H78ZM87 184H89V182L87 183ZM178 184V183H177ZM237 184V183H236ZM245 184V183H244ZM41 185V184H40ZM62 185H66L65 183L64 184H62ZM69 185V184H68ZM81 185V184H80ZM86 185V184H85ZM96 185H97V183H96ZM238 185V184H237ZM255 185H257V184H255ZM46 186H48V185H46ZM234 186H235V184H234ZM241 186V185H240ZM245 186H248V185H245ZM250 186V185H249ZM248 186V187H249ZM252 186V185H251ZM254 186V185H253ZM71 187V186H70ZM98 187V186H97ZM237 187V186H236ZM258 187V186H257ZM58 188H60V189H63V187H58ZM67 188V187H66ZM76 188H77V186H76ZM85 188V187H84ZM83 188V189H84ZM90 188H92V189H94V187H89V189ZM175 188V187H174ZM174 188H172L173 190H174ZM240 188V187H239ZM37 189H39V188H37ZM47 189V188H46ZM53 189V188H52ZM55 189V188H54ZM59 189V190H60ZM71 189L73 190L74 189V187L72 188L71 187ZM86 189V188H85ZM88 189V190H89ZM176 189V188H175ZM249 189H250V187H249ZM51 190V189H50ZM76 190V189H75ZM96 190V189H95ZM177 190V189H176ZM238 190V189H237ZM246 190V189H245ZM251 190H252V187H251ZM255 190V189H254ZM257 190V189H256ZM255 190V191H256ZM48 191V190H47ZM61 191H63V190H61ZM67 191V190H66ZM74 191V190H73ZM92 190H90V192H91ZM182 191V190H181ZM184 191V192H183ZM182 192L184 193V194H186L185 193V190H183ZM258 191H260V190H258ZM65 192V191H64ZM63 192V193H64ZM89 192V191H88ZM240 192V191H239ZM247 192H249L248 190H247ZM66 193V192H65ZM81 193H83L82 191H81ZM176 193V192H175ZM174 193V194H175ZM196 193V192H195ZM246 193V192H245ZM245 193L244 194H241V195H245ZM42 194V193H41ZM46 194V193H45ZM190 195V193H187V195ZM199 194H200V192H199ZM250 194V193H249ZM248 194V195H249ZM252 194V193H251ZM36 195V194H35ZM188 195V196H189ZM196 195H198V194H196ZM201 195V194H200ZM44 196V195H43ZM46 196V195H45ZM177 196V195H176ZM179 196H180V194H179ZM191 196V195H190ZM194 196H195V194H194ZM36 197V196H35ZM74 197V196H73ZM90 197V196H89ZM93 197V196H92ZM178 197V196H177ZM198 197V199L200 198V196L198 195L197 196ZM196 196H195V198H197ZM241 197V196H240ZM243 197H245V196H243ZM68 198V197H67ZM94 198V197H93ZM166 198V197H165ZM169 198H170V196H169ZM169 198H166L165 200L167 201V199H169ZM171 198H173V197H171ZM193 198V197H192ZM84 199V198H83ZM91 199V198H90ZM190 199V198H189ZM197 199V200H198ZM250 199V198H249ZM259 199V198H258ZM66 200V199H65ZM64 200V201H65ZM69 200H70V198H69ZM68 200V201H69ZM86 200H87V198H86ZM240 200H241V198H240ZM239 199H238V201H240ZM67 201V202H68ZM81 201V200H80ZM83 201V200H82ZM89 201V200H88ZM91 201V200H90ZM182 201V200H181ZM199 201V200H198ZM227 201V200H226ZM229 201H231V199L229 200ZM228 201V202H229ZM83 202H85V201H83ZM172 202V201H171ZM170 202V203H171ZM174 202H176V201H174ZM206 202H208V204L209 203H211L210 201H206ZM217 202V201H216ZM243 202V201H242ZM66 203V202H65ZM82 203V202H81ZM86 203H88V202H85V204ZM159 203V202H158ZM165 203V202H164ZM168 203V202H167ZM166 203V204H167ZM173 203V202H172ZM205 203V202H204ZM215 203V202H214ZM221 203V202H220ZM29 204H31V202L29 203ZM29 204H28V206H29ZM51 204V203H50ZM63 204H64V202H63ZM68 204V203H67ZM84 204V203H83ZM151 204V203H150ZM153 204H155L154 205V207L152 208V210H151V212H150V214L149 215H151L152 216V221H154V218L156 219V218H159L164 224H166V228L168 229V232H169V246L171 247H169L170 248V252L169 253H171L173 256H174V259H176L175 258V256H176V254H177V252H175L176 251V249H177V245L180 243V242H182V238H185V236H189V233H188V230H187V228H186V230H187V232H186V230L184 229V227L181 225L183 222H178L179 220H176V221H172L171 219H170V217H168V216H165V217H163V216H160V211H159V207H158V205H157V201L154 203L153 202ZM181 204H183V203H181ZM207 203H206V207L208 208V210L210 211L209 213H215V214H217L218 213V210H217V208H218V206H217V208H215V205L213 204V206L214 207H212V206H210V205H208ZM229 204V203H228ZM234 204V203H233ZM64 205H66V204H64ZM81 205V204H80ZM89 205V204H88ZM87 205V206H88ZM90 205H91V202H90ZM152 205V204H151ZM161 205V204H160ZM178 205V204H177ZM218 205V204H217ZM221 205H223V204H221ZM133 206V205H132ZM210 206V207H209ZM220 206V205H219ZM224 206V205H223ZM230 206V205H229ZM47 207V206H46ZM53 207V206H52ZM55 207H56V204H55ZM65 206H63V208H64ZM134 207V206H133ZM163 207V206H162ZM166 207V206H165ZM170 207H171V209L172 210H174V208H173V206L172 205H170ZM203 207V206H202ZM205 207V208H206ZM225 207V206H224ZM28 208H30V207H28ZM32 208V207H31ZM48 208H49V206H48ZM61 208H62V206H61ZM82 208V207H81ZM85 208V207H84ZM88 208V207H87ZM168 208V207H167ZM188 208V207H187ZM204 208V209H205ZM41 209H45V207H43V208H41ZM47 209V208H46ZM53 209V208H52ZM58 209V208H57ZM67 209V208H66ZM162 209V208H161ZM160 209V210H161ZM181 209V208H180ZM229 209V208H228ZM37 210V209H36ZM40 210V209H39ZM88 210H89V208H88ZM171 210V211H172ZM191 210V209H190ZM231 210H232V206H231ZM263 210V209H262ZM46 211V210H45ZM162 211L163 212H166V210L164 211L163 209H162ZM170 211V210H169ZM169 211H168V213H169ZM176 211H179V210H176ZM206 211H207V209H206ZM257 211V210H256ZM264 211V210H263ZM29 212V211H28ZM41 212H43V211H41ZM57 212V211H56ZM61 212V211H60ZM225 212V211H224ZM228 212V211H227ZM40 213V212H39ZM49 213H50V211H49ZM49 213H48V217H49ZM83 213H84V211H83ZM171 213V212H170ZM173 213V212H172ZM186 213L187 212H185L183 209H181V211L178 213L179 214V217H185L186 216ZM226 213V212H225ZM224 213V215L225 216H223V218H228V216L230 215L229 213H226L225 214ZM254 213V212H253ZM27 214V213H26ZM34 214H37V211H36V213H34ZM45 214V217L47 216L46 215V213H44ZM51 215H54V214H52V213H50ZM58 214V213H57ZM56 214V215H57ZM174 214V213H173ZM188 214V213H187ZM255 214V213H254ZM87 215V214H86ZM162 215V214H161ZM253 214H251V216H252ZM258 215H259V213H258ZM264 215V214H263ZM262 215V216H263ZM96 216V215H95ZM95 216H93V217H95ZM215 216V215H214ZM254 216V215H253ZM29 217V216H28ZM27 217V218H28ZM30 217H31V215H30ZM39 217V216H38ZM44 217V218H45ZM47 217V218H48ZM79 217V216H78ZM84 217V219H85V216H83ZM82 217V218H83ZM172 217H173V215H172ZM171 217V218H172ZM188 217V216H187ZM191 217V216H190ZM219 217V216H218ZM34 218V217H33ZM35 218H36V216H35ZM49 218H52V217H49ZM49 218H48V220H49ZM89 218H90V214H89ZM89 218L87 219L86 218V220H88V221H91V220H89ZM148 218V217H147ZM174 218V217H173ZM175 218H176V216H175ZM180 218V220L182 221V219ZM189 218V217H188ZM200 218V217H199ZM226 218V219H227ZM18 219V218H17ZM16 219V220H17ZM32 219V218H31ZM53 219V218H52ZM51 219V220H52ZM76 219H77V217H76ZM93 219V218H92ZM177 219V218H176ZM259 219V218H258ZM94 220V219H93ZM175 220V219H174ZM185 220H188V219H185ZM191 220V219H190ZM190 220H189V222H190ZM196 220V219H195ZM77 221V220H76ZM79 221V220H78ZM81 221V220H80ZM193 221H194V219H193ZM18 222V221H17ZM33 222V221H32ZM39 222V221H38ZM96 222H97V220H96ZM148 222H150V220H148ZM186 222H188V221H185V223ZM201 222V221H200ZM34 223L36 224L37 222H35L34 221ZM157 223H158V221H157ZM185 223H183V225L185 224ZM196 223L198 224L199 222H197L196 221ZM27 224V223H26ZM31 224V223H30ZM33 224V223H32ZM31 224V225H32ZM42 224V223H41ZM85 224V223H84ZM191 224V223H190ZM195 224V223H194ZM234 224V223H233ZM232 224V225H233ZM0 225H2V224H0ZM18 225H20V224H18ZM23 225H24V223H23ZM28 225V224H27ZM34 225V224H33ZM32 225V226H33ZM202 225V224H201ZM83 226V225H82ZM92 226V225H91ZM90 226V227H91ZM189 226H191V225H189ZM1 227V226H0ZM13 227V226H12ZM15 227V226H14ZM25 227V226H24ZM24 227H22V229L24 228ZM156 227V226H155ZM8 228V227H7ZM11 228V227H10ZM28 228V227H27ZM26 228V229H27ZM30 228H31V226H30ZM36 228V227H35ZM42 228V227H41ZM190 228V227H189ZM202 228V227H201ZM1 229H3V228H1ZM0 229V230H1ZM5 229V228H4ZM3 229V230H4ZM19 229H21V227L19 228ZM25 229V228H24ZM25 229V230H26ZM39 229H40V227H39ZM96 229V228H95ZM159 229V228H158ZM165 229V228H164ZM193 229V228H192ZM231 229V228H230ZM7 230L8 229H6L4 232H5V234L7 233ZM16 230H18V229H16ZM28 230V229H27ZM97 230V229H96ZM232 230H234V228H232ZM19 231V230H18ZM18 231H16V232H18ZM32 231V230H31ZM34 231V230H33ZM40 231V230H39ZM195 231V230H194ZM201 231V230H200ZM12 232V231H11ZM35 232V231H34ZM34 232H33V234H34ZM166 232V231H165ZM228 232V231H227ZM226 232V233H227ZM27 233V232H26ZM41 233V232H40ZM40 233H38V235L40 234ZM97 233H98V231H97ZM163 233V232H162ZM229 233V232H228ZM242 233V232H241ZM240 233V235H242ZM244 233V232H243ZM2 234V233H1ZM18 234V233H17ZM22 234H23V230H22ZM32 234V233H31ZM67 234V233H66ZM168 234V233H167ZM166 234V235H167ZM6 235H8V234H6ZM9 235H13L12 233L11 234H9ZM3 236V238L5 237V240H4V242H3V244H2V246H3V248L4 249H6V250H8V248L10 247V242H11V238L9 239V237H11V236ZM14 235H15V233H14ZM36 235V234H35ZM98 235V234H97ZM191 235V234H190ZM222 235V237H223V239L225 238L224 236H223V234H221ZM220 235V236H221ZM2 236V235H1ZM16 236H18V235H16ZM21 236H23V235H21ZM95 236V235H94ZM226 236V235H225ZM19 237V236H18ZM34 237V236H33ZM244 237V236H243ZM242 237V238H243ZM35 238V237H34ZM168 238V237H167ZM166 238V239H167ZM240 238V237H239ZM241 239V238H240ZM183 240H185V239H183ZM225 240V239H224ZM16 241H17V239H16ZM34 241V240H33ZM188 242V241H187ZM14 243V242H13ZM17 243H18V241H17ZM224 243H226V241H224ZM227 244V243H226ZM18 245V244H17ZM25 245V244H24ZM221 245V244H220ZM16 246V245H15ZM228 246H229V244H228ZM228 246H226V248L228 247ZM158 247V246H157ZM195 247V246H194ZM224 247V246H223ZM230 247V246H229ZM234 247V246H233ZM237 246H235V248H236ZM20 248V247H19ZM23 248V247H22ZM30 248V247H29ZM32 248V247H31ZM150 248V247H149ZM168 248V249H169ZM11 249H13V246H12V248ZM10 249V250H11ZM25 249H26V246H25ZM158 249V251L159 252H162V251H167L168 249H165V246L163 245V244H161V245H159V248H157ZM156 249V250H157ZM222 249H224V248H222ZM1 251H2V249H0ZM14 250H16V249H14ZM24 250V249H23ZM149 250V249H148ZM147 248L145 247H141V249H140V252L141 253H143V254H145V253H147ZM182 250V249H181ZM183 250H184V248H183ZM230 250H232L233 251V249H230ZM236 250H237V248H236ZM0 251V252H1ZM16 251H18V250H16ZM216 251V250H215ZM220 251H222V250H220ZM219 251V252H220ZM225 251V250H224ZM223 251V252H224ZM24 252V251H23ZM23 252H22V254H23ZM28 252H29V250H28ZM28 252H25V253H28ZM149 252V251H148ZM151 252V251H150ZM180 252V251H179ZM183 252V251H182ZM212 252V251H211ZM218 252V251H217ZM217 252H215V253H217ZM3 254H4V252H2ZM7 253V252H6ZM11 253V252H10ZM18 253V252H17ZM229 253V252H228ZM12 254H14V253H12ZM142 254V255H143ZM163 254V253H162ZM180 254H181V252H180ZM198 254V253H197ZM233 254V253H232ZM234 254H235V250H234ZM21 255V254H20ZM25 255V254H24ZM29 254H27V256H28ZM145 255H148V254H145ZM151 255V254H150ZM157 255V254H156ZM161 255V254H160ZM168 254L166 253V256H167ZM172 255H170L171 257H172ZM182 255V254H181ZM184 255V254H183ZM216 255V254H215ZM219 255V254H218ZM224 255V254H223ZM228 255V254H227ZM1 256H3V255H1ZM10 256H11V254H10ZM13 256V255H12ZM15 256V255H14ZM158 256V255H157ZM156 256V257H157ZM164 255H162V257H163ZM203 256V255H202ZM213 256V255H212ZM222 256V255H221ZM225 256H226V254H225ZM5 257V256H4ZM217 257V256H216ZM219 257V256H218ZM3 258V257H2ZM11 258V257H10ZM9 257L6 259L7 261H9V259H10ZM13 258V257H12ZM15 258V257H14ZM14 258H13V260H14ZM19 258V257H18ZM170 258V257H169ZM173 258V257H172ZM192 258V257H191ZM209 258H211V257H209ZM225 258V257H224ZM145 259V258H144ZM163 259V258H162ZM179 259V258H178ZM178 259H176V260H178ZM202 259V258H201ZM213 259V258H212ZM11 260V259H10ZM130 260V259H129ZM132 260V259H131ZM134 260V259H133ZM164 260V259H163ZM162 260V261H163ZM169 260V259H168ZM211 260V259H210ZM218 260V259H217ZM221 259L219 258V260H218V262H221L220 261ZM4 261V260H3ZM6 261V262H7ZM15 261H16V259H15ZM135 261V260H134ZM149 261H151V260H149ZM149 261L147 262V263H149ZM156 261V260H155ZM196 261V258H195V260H194V262ZM197 261H198V259H197ZM202 261V260H201ZM200 261V262H201ZM214 261V260H213ZM213 261H211V262H213ZM13 262V261H12ZM11 262V263H12ZM73 262V261H72ZM125 262V261H124ZM127 262V261H126ZM130 262V261H129ZM158 262H159V260H158ZM174 262H175V260H174ZM204 262V261H203ZM208 262H210V261H208ZM210 262V263H211ZM215 262V261H214ZM9 263H10V261H9ZM14 264H16L15 262H13ZM140 263H142V262H140ZM163 263H165V262H163ZM198 263V262H197ZM222 263V262H221ZM73 264H75V263H73ZM128 264H130V263H128ZM135 264H137V263H135ZM138 264H139V262H138ZM161 264V263H160ZM206 264H208V263H206ZM217 264V263H216Z\"/></svg>", "mask_w": 264, "mask_h": 264}]
</instances>
